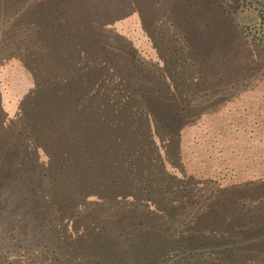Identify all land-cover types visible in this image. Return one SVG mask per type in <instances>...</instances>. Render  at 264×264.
Instances as JSON below:
<instances>
[{"label":"trees","instance_id":"1","mask_svg":"<svg viewBox=\"0 0 264 264\" xmlns=\"http://www.w3.org/2000/svg\"><path fill=\"white\" fill-rule=\"evenodd\" d=\"M139 1L126 6L157 31L162 67L137 64L122 47L126 62L117 67L134 81L130 88L102 56L98 35L107 23L86 16L81 0H36L31 18L38 22L19 47L35 87L18 119L48 161L47 196L62 224L63 252L52 264H264V185L218 189L208 201L182 170L181 177L168 174L154 138L164 131L159 122L180 131L195 116L198 102L186 94L222 77L228 54L218 47L240 42L242 31L231 12L214 13L204 0L209 10L198 19L175 9L179 21L170 26L180 34L172 39ZM214 52L215 64L208 61ZM172 166L180 170L178 158ZM90 199L91 209L76 207Z\"/></svg>","mask_w":264,"mask_h":264},{"label":"rangeland","instance_id":"2","mask_svg":"<svg viewBox=\"0 0 264 264\" xmlns=\"http://www.w3.org/2000/svg\"><path fill=\"white\" fill-rule=\"evenodd\" d=\"M14 1L12 9L0 14V43L7 44L5 49L0 46V125L3 130L10 126L7 134L0 128V260L3 264H52L54 257L62 256L63 241L59 215L47 196L49 179L44 169L48 161L29 144L26 129L18 119L23 101L35 87V78L26 66L24 47H19L23 37L33 30L31 23L38 22L37 16L31 18V14L39 3ZM207 1L213 2L214 13L233 14L232 20L243 33L240 42L218 47L228 54L222 61L220 79L198 83L193 92L186 94L190 101L198 102L195 116L179 126L180 131L168 130L167 123L159 122L164 131L160 132V139L159 132L154 131V138L168 174L181 177L182 170L192 179L193 189L210 201L218 189L251 183L264 185V0ZM8 2L0 3V10ZM128 2L81 0L86 16L102 26L107 23V29L100 28L98 35L99 43L105 44L102 56L110 65L115 64L119 77L130 88L134 81L117 67L126 62L122 47L130 51L129 58L137 64L157 68L162 63L155 44L157 31L149 25L151 30L146 29L138 13L126 6ZM139 2L155 18L156 28L163 29L169 38L180 34L170 26L171 22L177 26L179 21L175 9L194 12L196 19L209 10L204 0ZM118 17L122 18L110 22ZM111 30L115 32L112 39L108 32ZM214 54L208 61L215 64L220 52ZM227 68L234 69V73L229 75ZM167 79L170 82L169 74ZM163 117L171 121L170 116ZM177 158L179 171L172 166ZM263 190H259L261 201ZM91 201H82L76 207L91 209L87 204ZM63 225L68 228L67 221Z\"/></svg>","mask_w":264,"mask_h":264}]
</instances>
